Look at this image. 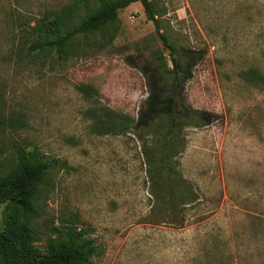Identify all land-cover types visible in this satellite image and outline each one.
Instances as JSON below:
<instances>
[{
  "label": "rangeland",
  "instance_id": "rangeland-1",
  "mask_svg": "<svg viewBox=\"0 0 264 264\" xmlns=\"http://www.w3.org/2000/svg\"><path fill=\"white\" fill-rule=\"evenodd\" d=\"M105 1L0 0V160L29 145L53 166L35 245L65 220L94 240L92 264H264V85L252 75L264 76V0H157L158 32L135 2L117 12L113 40L110 26L75 36L62 58L30 49L46 13L71 6L77 26ZM160 34L183 58L181 108L212 116L183 132L177 168L198 199L171 216L158 211L136 133L98 134L90 116L109 108L138 120L152 64L171 67ZM12 207L0 204V230Z\"/></svg>",
  "mask_w": 264,
  "mask_h": 264
},
{
  "label": "trees",
  "instance_id": "trees-1",
  "mask_svg": "<svg viewBox=\"0 0 264 264\" xmlns=\"http://www.w3.org/2000/svg\"><path fill=\"white\" fill-rule=\"evenodd\" d=\"M156 1H105L101 3V10L87 14L77 26L71 23L74 14L71 6L48 12L31 27L35 40L30 42V49H51L62 58L75 36L87 31H102L110 26L113 28L109 29V39L113 40L119 31L116 25L117 12L135 2L142 5L147 18L154 22L158 32ZM160 38L169 52L171 67L166 63L159 67L152 64L155 67L150 78L152 93L138 120L109 108L98 109V116L94 112L90 116L93 118L92 129L98 134L126 135L128 130L136 133L142 142L147 174L152 181L150 191L159 201L158 211L171 216L176 213L178 204L187 206L198 199L191 184L182 178L177 168L176 157L186 147L183 132L189 127L207 125L212 116L181 108L180 97L185 77L183 58L177 56V49L167 38L162 34ZM252 75L264 85V76L260 79ZM86 89L83 87L80 91L86 93ZM148 115L154 118L153 125L147 122L150 120ZM6 127L0 111V132ZM27 147L29 145L14 146V160L8 165L0 160V204L13 205L0 230V264H92L93 257L98 254L97 245L77 223L61 220L57 226L50 227L53 236L47 238L43 248L35 245L40 240L39 232L32 225L38 216L35 203L53 166L41 160L36 148L27 150Z\"/></svg>",
  "mask_w": 264,
  "mask_h": 264
}]
</instances>
